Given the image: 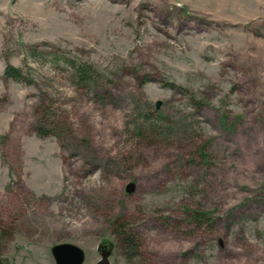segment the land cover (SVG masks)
<instances>
[{
    "label": "rangeland",
    "instance_id": "1",
    "mask_svg": "<svg viewBox=\"0 0 264 264\" xmlns=\"http://www.w3.org/2000/svg\"><path fill=\"white\" fill-rule=\"evenodd\" d=\"M0 227L6 264H264V0H0Z\"/></svg>",
    "mask_w": 264,
    "mask_h": 264
},
{
    "label": "trees",
    "instance_id": "2",
    "mask_svg": "<svg viewBox=\"0 0 264 264\" xmlns=\"http://www.w3.org/2000/svg\"><path fill=\"white\" fill-rule=\"evenodd\" d=\"M76 72L81 76V79H89L91 75H93V69L90 66L80 65V67L75 66ZM6 75L15 80H22V74L19 70L7 68ZM112 230L115 233V236L123 248L124 251L129 253L137 252L139 249L136 244L135 235L133 231L129 229L125 223L118 219L114 222L112 226ZM6 232L2 230L0 227V264H6L2 255H3V244L2 240L5 238Z\"/></svg>",
    "mask_w": 264,
    "mask_h": 264
},
{
    "label": "water",
    "instance_id": "3",
    "mask_svg": "<svg viewBox=\"0 0 264 264\" xmlns=\"http://www.w3.org/2000/svg\"><path fill=\"white\" fill-rule=\"evenodd\" d=\"M134 185L131 184L127 187L128 193L133 192ZM51 254L56 264H85L86 253L85 251L71 243H63L55 245L51 248Z\"/></svg>",
    "mask_w": 264,
    "mask_h": 264
}]
</instances>
